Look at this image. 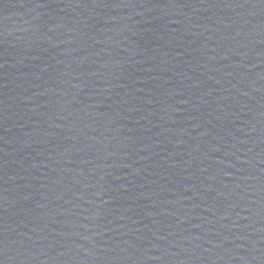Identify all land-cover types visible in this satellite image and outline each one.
Segmentation results:
<instances>
[{
  "label": "water",
  "instance_id": "obj_1",
  "mask_svg": "<svg viewBox=\"0 0 264 264\" xmlns=\"http://www.w3.org/2000/svg\"><path fill=\"white\" fill-rule=\"evenodd\" d=\"M241 0H0V264H54L131 132Z\"/></svg>",
  "mask_w": 264,
  "mask_h": 264
}]
</instances>
